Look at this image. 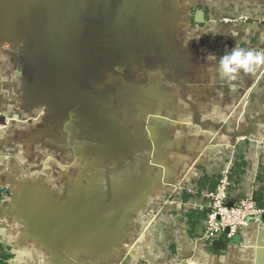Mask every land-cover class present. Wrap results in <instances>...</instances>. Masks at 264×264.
<instances>
[{
  "label": "rangeland",
  "instance_id": "374dc122",
  "mask_svg": "<svg viewBox=\"0 0 264 264\" xmlns=\"http://www.w3.org/2000/svg\"><path fill=\"white\" fill-rule=\"evenodd\" d=\"M4 22L12 25L7 38L0 30V113L9 105L16 118L15 130L0 129V230L39 222L88 247L92 233L126 218L134 228L139 219L143 235L182 193L198 199L184 182L203 166L238 174L251 169L249 154L254 168L262 163V65L219 82L234 95L218 97L223 111L202 114V33L185 21L154 39L126 20V58L116 44L107 49L96 2L0 0V29ZM12 70L24 80L6 88ZM10 150L20 159L6 160Z\"/></svg>",
  "mask_w": 264,
  "mask_h": 264
},
{
  "label": "crops",
  "instance_id": "0c3cea01",
  "mask_svg": "<svg viewBox=\"0 0 264 264\" xmlns=\"http://www.w3.org/2000/svg\"><path fill=\"white\" fill-rule=\"evenodd\" d=\"M89 1L101 5L102 17L106 26L105 32H108L107 49L111 51L112 45L116 44L113 50L120 58L127 57L123 49L126 44L122 43L121 39L124 32H129V29L124 27L126 20L135 24L136 32L140 31L141 28L137 29L139 26H145L147 28L145 32L149 35L153 34L154 39L160 37L159 33L166 32L169 25L181 28L182 24L176 23L178 21L186 22V26L192 32L200 31L202 33V69L198 68V78L202 79V114H216L219 109L223 111L217 108L218 97H223L224 94L234 95V93H222L223 89L218 87L219 82H226L217 74L219 58L231 51L233 47L264 50V26L260 22L264 16V0ZM197 11L203 13L200 24L194 21ZM224 20H230V23ZM11 25L9 22L1 25L0 30L3 37L9 36ZM111 37L115 39L112 43ZM209 53H214L216 59H206ZM14 62L12 59L11 63ZM186 65V68L190 69V64ZM22 80L24 77L12 70L10 82L5 84L6 88L16 86ZM262 80L264 84V65H262ZM261 95L264 97V89ZM29 109L28 105L21 109L23 120L28 115ZM10 110L11 107L6 105L0 113L1 130L5 125H10L11 129L15 130L13 125L15 123L12 119L16 118V111L12 109L10 112ZM22 124H19L18 128H23ZM8 126L6 128H9ZM24 131L23 128L22 134H26ZM3 144H7V141L0 140V153L5 150L1 147ZM9 153L6 160L20 159L18 151L10 150ZM246 159L247 165H251L250 170L244 169L238 174L235 171L231 172L229 202L234 203L247 193L256 191L258 192L257 203L260 205L259 200L264 196V156L258 168H254L257 161L254 160L253 154H249ZM4 160V155H0V162ZM215 169L217 171L211 172L207 166L206 168L203 166L202 172H198L195 179L188 180V182L186 180L184 184L189 188H195L194 197L198 199L192 200L191 196L182 193L180 198L175 200L168 214L153 224L149 233L140 235L139 219L138 222L136 219L134 228L132 224L127 223L125 218V221L120 222L122 226H118V230L108 226L99 235L95 236L92 233L88 247H82L85 244H77L76 239L66 240V236L59 233L57 229L52 234H47L41 229L42 226L39 227L38 222L25 225V227L17 225L20 231L17 230V226L9 231L0 230V244L12 255L9 264H264V236L260 235L264 231V221L259 227L252 224L244 230L245 242L238 235V242L235 241L236 236L231 240L224 237L219 240L222 246L215 244L213 249L199 241L203 235V225L209 212L207 194L216 188L217 180L222 173L218 172V167ZM211 183L215 185L212 190L208 187ZM0 189L2 193L5 192L3 187L0 186ZM201 205L202 213L198 211ZM260 206H264L263 201ZM190 211L202 215V220L194 227V230L186 217ZM141 218L142 222L146 220L142 215ZM2 219L4 220L0 218ZM201 224L202 230H197V226ZM226 234L224 232V235Z\"/></svg>",
  "mask_w": 264,
  "mask_h": 264
},
{
  "label": "built area",
  "instance_id": "2783aa9c",
  "mask_svg": "<svg viewBox=\"0 0 264 264\" xmlns=\"http://www.w3.org/2000/svg\"><path fill=\"white\" fill-rule=\"evenodd\" d=\"M224 21L230 23V20ZM260 22L264 26V16ZM231 178V172H222L217 180L216 188L207 194L209 212L203 225V235L199 240L206 247H211L220 238L222 240L225 237L227 240H231L237 235L245 242L244 230L252 224L257 227L262 225L264 206L257 203L258 192L251 191L234 203L229 202L228 190ZM198 211H202V209L199 208ZM226 229L228 233L224 235Z\"/></svg>",
  "mask_w": 264,
  "mask_h": 264
},
{
  "label": "clouds",
  "instance_id": "9594fccd",
  "mask_svg": "<svg viewBox=\"0 0 264 264\" xmlns=\"http://www.w3.org/2000/svg\"><path fill=\"white\" fill-rule=\"evenodd\" d=\"M206 59H216V56L209 53ZM261 65H264V50L233 47L219 58L217 74L224 80L233 82L245 74L254 73Z\"/></svg>",
  "mask_w": 264,
  "mask_h": 264
},
{
  "label": "trees",
  "instance_id": "16d2710c",
  "mask_svg": "<svg viewBox=\"0 0 264 264\" xmlns=\"http://www.w3.org/2000/svg\"><path fill=\"white\" fill-rule=\"evenodd\" d=\"M213 182V181H212ZM214 184L211 183V186H208L209 189H214ZM213 191V190H212ZM2 194V190L0 189V196ZM263 201V197L260 198L259 204L261 205ZM187 219L190 221L191 227L194 230V227L199 224V222L202 220V215H200L198 212L190 211L186 214ZM192 230V232H193ZM12 258V255L8 250L3 248V246L0 244V264H9L10 259Z\"/></svg>",
  "mask_w": 264,
  "mask_h": 264
},
{
  "label": "water",
  "instance_id": "95a60500",
  "mask_svg": "<svg viewBox=\"0 0 264 264\" xmlns=\"http://www.w3.org/2000/svg\"><path fill=\"white\" fill-rule=\"evenodd\" d=\"M202 19H203V13L201 11H197L196 14H195V17H194V21L196 23L200 24V23H202ZM54 74H55V70L50 69L49 70V76L50 77H54ZM263 204H264V196H263ZM262 220L264 221V216H263ZM197 230H202V224L199 227L197 226ZM225 233H228V230L227 229L225 230ZM260 235L261 236H264V231H262ZM261 236H259V237L262 238ZM235 241L236 242L239 241V237L238 236H236ZM215 244H218V245H221L222 246L221 242H219V241L218 242H214L212 244V246H211L213 249H214V245Z\"/></svg>",
  "mask_w": 264,
  "mask_h": 264
}]
</instances>
